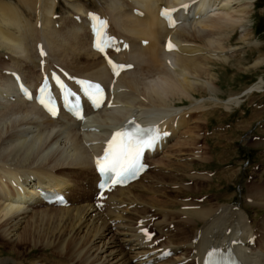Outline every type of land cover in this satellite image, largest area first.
<instances>
[{
  "label": "bare ground",
  "instance_id": "6f19581e",
  "mask_svg": "<svg viewBox=\"0 0 264 264\" xmlns=\"http://www.w3.org/2000/svg\"><path fill=\"white\" fill-rule=\"evenodd\" d=\"M34 1L22 0L37 14L34 25L21 21L11 5L0 1V48L13 54L8 65L0 59V248L7 250L0 264H41L19 258L22 250L37 248L65 254L67 263L55 264H203L206 253L217 247H231L244 264H264V221L254 244L255 233L240 207L176 200L181 178L162 175L167 162L157 159L159 148L192 146L201 138L187 129L191 120L187 112L203 115L208 107L229 111L241 104L242 97L260 90L258 84L242 95L220 99L214 96L219 87L212 72L213 64L236 55L238 50L228 45L235 30L243 42L251 37L246 23L256 0H100L103 5L96 12L66 0L71 13L57 21L56 0ZM161 8L176 9L174 27L161 19ZM88 12L104 19L106 34L120 40L109 55L131 64V69L116 77L102 53L91 49ZM8 26L18 30L15 36L6 35ZM166 40L174 50L164 49ZM38 46L44 55H38ZM56 66L69 73L73 87L72 77L105 86L108 98L101 109L86 108L82 120L64 113L53 118L24 100L13 85L15 72L35 89L43 74L49 75ZM203 92L211 96L199 100L194 96ZM184 99L189 106L175 105ZM130 121L167 132L145 157L150 165L159 166H150L153 171L148 169L138 180L96 198L94 157L110 133ZM177 153L172 159L182 163L167 167L183 173L193 169L188 160L205 163L210 158L195 151ZM194 178L207 179L200 173ZM166 180L171 189L178 185L175 197L167 201L168 190L162 187ZM248 190L253 193L248 191L245 199L255 200L250 206L259 203L264 209V186ZM55 192L65 196L67 206L44 202V193ZM142 229L152 234L150 240Z\"/></svg>",
  "mask_w": 264,
  "mask_h": 264
},
{
  "label": "rangeland",
  "instance_id": "374dc122",
  "mask_svg": "<svg viewBox=\"0 0 264 264\" xmlns=\"http://www.w3.org/2000/svg\"><path fill=\"white\" fill-rule=\"evenodd\" d=\"M0 1L11 5L12 9H14L13 11H17L18 16L20 15V20L29 21V23L34 25L37 14L35 10L30 11L27 9L23 5L22 0ZM56 1L57 6L53 10L55 17H57L54 19L55 21L71 13L68 6L70 1L68 3L66 0ZM75 1L74 3L81 4L84 9L92 12L99 11L103 5L100 0ZM254 3L246 23V27L252 32L251 37L247 42H243L239 40L240 32L235 30L228 45L232 49L238 50L236 55L229 57L225 63L213 64L212 72L217 75V85L219 87L214 96L220 99L226 100L227 97L229 98L232 95H242L250 87L258 84L261 87L260 90L242 97L241 104L238 107H231L229 111H226L222 107H208L210 109L203 115L198 110L192 113L187 112L189 116H186L191 118L187 129L194 131L193 133H197L201 138L196 140L192 146L186 144L183 147L179 144L180 146L172 145L173 148H166V151L165 149L163 151L160 149L157 159H161L165 163L167 162V165L165 164V170L167 171L163 170L162 175L181 178L177 182L180 185L182 184L183 187L180 190V194L176 196V200H197L202 202L203 205L205 202L211 200L209 202L213 204H226L233 207L236 206L237 208L240 207L239 209L242 211L245 210L248 222L255 233L252 238L255 244L259 226L261 227V222L264 221V209L261 208L262 206L259 203L257 204L259 207L257 205V207L250 206L255 200L254 198L245 199V195L251 186H264V0H256ZM34 7L38 8L37 5ZM12 27L8 26L7 29L4 28V32H7L6 35L9 37L11 35L15 36L18 31L15 27ZM34 40L31 41V46ZM10 55L13 57L10 50L3 47L0 48V59L7 65L9 64L8 58H11ZM194 96L199 100L202 97L208 98L211 95L208 92H203ZM175 105L186 108V106L190 105V101L184 99L182 103H176ZM184 136H187V134H184ZM185 140L188 139L183 137V141ZM179 151L181 153L195 151L207 154L211 159L209 158L205 163L188 160L192 164L193 169L183 173L178 171V169L176 170L175 166L173 168L167 167L168 163H182L181 160L178 162L172 159L174 155H178L177 152ZM162 153L165 154L163 155ZM150 166L157 167L159 165L155 163ZM197 173L202 174L207 179H191V176H196ZM166 181L168 182H162V187L167 188L166 190L168 191L164 192V196L169 198L166 197L167 199L165 200L161 196L165 201L175 197L174 191L178 189V185L176 187L174 185L172 186V190L171 183H169V180ZM184 186L190 187L189 191L185 190ZM249 192L253 193L252 190ZM261 198L264 201V196ZM47 225L52 227L54 224L47 222ZM172 225L171 228L173 227V229L170 228L171 232H175L174 225ZM6 251L5 248H0V256L5 254ZM22 251L23 253L19 258L23 260V263H67V260L64 259L65 254H58L54 249L37 248L33 251L25 249Z\"/></svg>",
  "mask_w": 264,
  "mask_h": 264
},
{
  "label": "snow or ice",
  "instance_id": "6c2138e0",
  "mask_svg": "<svg viewBox=\"0 0 264 264\" xmlns=\"http://www.w3.org/2000/svg\"><path fill=\"white\" fill-rule=\"evenodd\" d=\"M187 10L189 5H182ZM176 9L162 10L161 16L169 20V27L174 26V21L171 18L172 12ZM90 19H95L98 23L95 25L96 43L95 47L99 51H103L104 47L112 43V38L107 37L105 33L106 22L100 20L99 17H94L93 14H89ZM126 47V46H125ZM166 50H174V46L169 42L166 45ZM41 55H44L41 51ZM112 67L113 75H119L120 71L131 68V65H116L111 60L108 61ZM53 80L56 81L57 87L60 88L62 95L64 96V104L71 111L75 119L82 120L83 113L80 103V97L76 96L73 99V93L65 88V85L59 80L58 77L53 75ZM81 84V91L84 96L90 102L91 107L99 109L104 103V89L99 84H93L87 81L79 82ZM23 90V89H22ZM44 95L40 96L39 104L53 117L57 115L55 106V100L47 92L46 83L40 90ZM30 98V97H29ZM108 106L112 107L111 101L108 102ZM130 129H124L115 131L111 135V139L107 141V145L103 150V155L95 159V167L101 177L106 179L101 183L100 187L104 188L109 184H123L130 178H134L145 167L141 163V157L145 150L154 147L156 142L160 138L159 130L156 128H141L138 124H133ZM91 130V129H90ZM60 202L63 203V198L60 197ZM144 235L146 239H151V236L146 230ZM204 264H237L234 257L230 254L225 257L219 250L212 249L207 253Z\"/></svg>",
  "mask_w": 264,
  "mask_h": 264
}]
</instances>
